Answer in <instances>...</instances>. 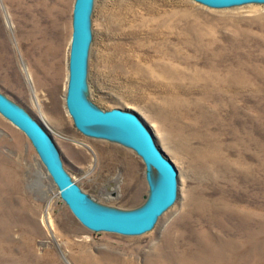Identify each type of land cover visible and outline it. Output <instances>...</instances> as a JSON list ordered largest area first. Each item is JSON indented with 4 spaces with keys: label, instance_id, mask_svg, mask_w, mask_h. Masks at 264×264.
<instances>
[{
    "label": "rangeland",
    "instance_id": "374dc122",
    "mask_svg": "<svg viewBox=\"0 0 264 264\" xmlns=\"http://www.w3.org/2000/svg\"><path fill=\"white\" fill-rule=\"evenodd\" d=\"M49 1L0 0V94L45 128L95 207L139 211L157 176L124 144L75 126L60 36L54 83L29 56L26 22ZM90 29L86 99L144 120L178 171V198L143 235L91 231L0 114V264H264V3L93 0ZM206 140L220 151L213 171L197 160Z\"/></svg>",
    "mask_w": 264,
    "mask_h": 264
},
{
    "label": "water",
    "instance_id": "95a60500",
    "mask_svg": "<svg viewBox=\"0 0 264 264\" xmlns=\"http://www.w3.org/2000/svg\"><path fill=\"white\" fill-rule=\"evenodd\" d=\"M212 8H232L262 4L264 0H195ZM93 0H76L74 6L73 39L69 57V81L66 106L75 126L89 137L109 138L135 151L149 171L157 173L150 199L135 212H115L95 207L87 194L63 167L56 146L45 128L28 112L0 94V114L27 135L38 151L47 173L59 189L60 196L74 217L94 232H110L124 236H139L152 230L157 220L178 198V171L157 145L144 120L133 111L96 109L85 97L87 63L92 34L90 15ZM101 128L105 132L95 129ZM93 132H89V130Z\"/></svg>",
    "mask_w": 264,
    "mask_h": 264
},
{
    "label": "bare ground",
    "instance_id": "6f19581e",
    "mask_svg": "<svg viewBox=\"0 0 264 264\" xmlns=\"http://www.w3.org/2000/svg\"><path fill=\"white\" fill-rule=\"evenodd\" d=\"M74 2L75 0H50L48 5L45 3H39L35 7V9L38 11L42 10L45 13L42 14L41 17L30 16L26 22L28 26L27 42L29 45V47L27 46L26 48L29 51V56H31L33 52L38 54V61H40L41 63V71L43 75L46 76L47 79L52 83H54V79L48 78V76L53 73L57 62V59L55 60L57 51H55L54 49L55 45L53 43V38L56 35L60 36L63 42V56H65L67 51L70 54L73 39ZM47 6L50 7V11H47ZM7 23L9 28L12 30L14 26L11 23L10 17L8 15ZM38 61L36 60V63H38ZM23 66L25 73H27L29 77H31L32 66L30 65V63L26 62V64ZM176 108L179 110L178 107ZM180 119L181 118H177L176 121H179ZM99 129L101 128L95 129V131L105 132L99 131ZM89 132H93V130L91 129L89 130ZM98 139L110 140L109 138L103 137H99ZM206 141L205 146L197 150V160L205 165L209 171H213L216 169L219 163L220 151H218L216 145H214L213 140L207 142ZM152 173H155L157 175L154 169H152ZM132 264H135V262H132Z\"/></svg>",
    "mask_w": 264,
    "mask_h": 264
}]
</instances>
